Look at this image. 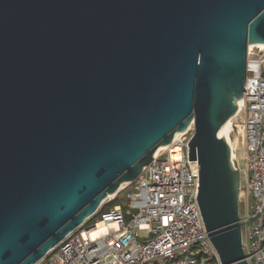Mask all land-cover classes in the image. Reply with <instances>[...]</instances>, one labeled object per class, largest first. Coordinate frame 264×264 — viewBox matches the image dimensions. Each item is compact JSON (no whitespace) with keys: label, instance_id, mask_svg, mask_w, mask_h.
Wrapping results in <instances>:
<instances>
[{"label":"water","instance_id":"95a60500","mask_svg":"<svg viewBox=\"0 0 264 264\" xmlns=\"http://www.w3.org/2000/svg\"><path fill=\"white\" fill-rule=\"evenodd\" d=\"M264 0H0V264H36L194 124L198 203L221 264H248L243 103Z\"/></svg>","mask_w":264,"mask_h":264},{"label":"built area","instance_id":"2783aa9c","mask_svg":"<svg viewBox=\"0 0 264 264\" xmlns=\"http://www.w3.org/2000/svg\"><path fill=\"white\" fill-rule=\"evenodd\" d=\"M255 47L259 51L251 52ZM249 49L243 103L225 136L240 169L245 260L264 264V46ZM193 134V123L177 132L133 182L124 204L102 212L132 183L123 184L36 264H221L198 203L199 165L188 147Z\"/></svg>","mask_w":264,"mask_h":264},{"label":"trees","instance_id":"16d2710c","mask_svg":"<svg viewBox=\"0 0 264 264\" xmlns=\"http://www.w3.org/2000/svg\"><path fill=\"white\" fill-rule=\"evenodd\" d=\"M135 183H132L131 185H129L128 187H126L124 190L120 191L114 199H112L111 201H109L106 205H104L102 212H106L108 211L110 208H112L113 206L119 205V195L125 191H127V194L130 192L131 187H134ZM125 208V207H124Z\"/></svg>","mask_w":264,"mask_h":264},{"label":"rangeland","instance_id":"374dc122","mask_svg":"<svg viewBox=\"0 0 264 264\" xmlns=\"http://www.w3.org/2000/svg\"><path fill=\"white\" fill-rule=\"evenodd\" d=\"M261 47H263V46H261ZM250 49H248V51H249ZM252 51H256V52H258L259 50H258V48H254L253 50H251V52ZM230 129V128H229ZM228 129V130H229ZM232 146V145H231ZM238 159L242 162V156H241V151H238ZM134 190V187H131V189H130V191H133ZM127 201V191H125V192H123V193H121L120 195H119V203L120 204H124L125 202ZM91 225H93V223L91 224ZM90 225V226H91ZM244 230H245V228H244Z\"/></svg>","mask_w":264,"mask_h":264},{"label":"bare ground","instance_id":"6f19581e","mask_svg":"<svg viewBox=\"0 0 264 264\" xmlns=\"http://www.w3.org/2000/svg\"><path fill=\"white\" fill-rule=\"evenodd\" d=\"M259 46H264V45L260 44ZM230 127H231V125H230V120L227 119L226 122L224 123L223 127H222V130H221L222 133H223L224 135H226V133L228 132V129H229ZM227 143H228L229 146L231 147L232 143H230L228 139H227ZM172 153H173V156H174V157L178 156V154H179L178 149H177V148L174 149Z\"/></svg>","mask_w":264,"mask_h":264}]
</instances>
